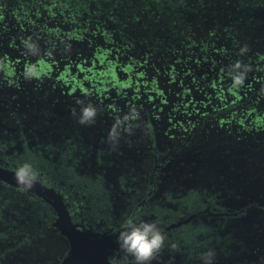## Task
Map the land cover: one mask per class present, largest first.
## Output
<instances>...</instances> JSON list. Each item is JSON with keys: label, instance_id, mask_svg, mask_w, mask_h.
<instances>
[{"label": "rangeland", "instance_id": "obj_1", "mask_svg": "<svg viewBox=\"0 0 264 264\" xmlns=\"http://www.w3.org/2000/svg\"><path fill=\"white\" fill-rule=\"evenodd\" d=\"M41 2L0 0L1 123L40 134L74 125L108 146L117 127L118 144L139 152L146 168L150 121L155 143L174 161L243 151L239 169L263 188L264 0ZM27 39L39 56L28 54ZM30 65L37 75L26 79ZM236 71L245 79L233 88ZM88 103L95 122L80 124ZM244 232L251 252L227 264H264L256 230ZM42 247L14 264L51 263L61 243L49 237Z\"/></svg>", "mask_w": 264, "mask_h": 264}, {"label": "flooded vegetation", "instance_id": "obj_2", "mask_svg": "<svg viewBox=\"0 0 264 264\" xmlns=\"http://www.w3.org/2000/svg\"><path fill=\"white\" fill-rule=\"evenodd\" d=\"M241 105L243 102L237 106ZM49 130L40 134L21 123L14 130L0 122V166L15 170L24 162L33 165L37 180L60 196L68 217L65 222L69 219L75 230L98 247L97 261L91 260L94 264H135L117 243L127 219L155 221L165 235V244L153 264H201L200 255L208 249L215 251L214 264H227L232 256L249 254L252 247L236 237V226H227L226 231L221 226L226 223L224 217L232 214L221 200L227 194L220 196L217 188L206 192L205 187L186 184L208 183L205 176L210 175L216 185L219 167L239 169L242 165L237 161H217L221 156L208 158L207 165V161L198 163L194 158L174 161L168 151L158 148L150 121L149 143L142 149L149 157L146 168L140 164L139 152L132 153L122 144L108 146L80 127ZM197 169H205L208 175L191 178ZM206 187L210 188L209 184ZM189 217V222L171 227ZM61 220L55 205L44 197L0 180V264L19 263L26 252L43 248L49 237H56L61 249L51 263L40 264H64L73 248ZM230 228L233 230L228 231ZM252 233L253 229L249 230ZM231 235L235 242L225 240Z\"/></svg>", "mask_w": 264, "mask_h": 264}, {"label": "clouds", "instance_id": "obj_3", "mask_svg": "<svg viewBox=\"0 0 264 264\" xmlns=\"http://www.w3.org/2000/svg\"><path fill=\"white\" fill-rule=\"evenodd\" d=\"M28 54L39 56V46L27 39L24 42ZM236 69L240 68L237 64ZM246 71V69H245ZM245 71H236L232 76L233 88H238L243 84ZM25 78L31 79L37 75L34 68L30 65L25 70ZM75 114V113H74ZM97 115V109L91 103L83 105L77 115L78 123L93 124ZM109 142L115 146L119 142V132L114 127L108 136ZM14 179L23 191L31 190L38 179L36 169L31 163L24 162L15 168ZM166 237L155 221L127 219L122 225L117 236V243L121 250L130 255L135 264H153L165 244ZM215 251L208 249L201 253V264H214Z\"/></svg>", "mask_w": 264, "mask_h": 264}, {"label": "trees", "instance_id": "obj_4", "mask_svg": "<svg viewBox=\"0 0 264 264\" xmlns=\"http://www.w3.org/2000/svg\"><path fill=\"white\" fill-rule=\"evenodd\" d=\"M248 99H250V97ZM233 105L237 107V105L239 104H233ZM220 156L221 157L218 158L217 160L219 162H223V160L232 158L235 161H237V164L240 163L239 160L242 159V157H245L243 151H236L235 153L226 152V154ZM207 164L208 162L205 163V165ZM219 169H220L219 171L220 181L216 185L212 183L211 179L209 178L211 176L207 174L208 172L205 169L202 171L198 169L195 170L193 173L190 174L191 175L190 177L194 178L193 176H197L201 173L203 175L205 173V175L207 174L209 176V177L205 176L208 183H202L200 185V183L193 184L192 182H188L186 184L189 187L193 186V187H197L198 189H200L201 187H205L206 189L204 190L206 192L208 191L211 192V190L214 191L215 188H217L219 190L218 193L220 194V196L227 194L226 197H224V199L221 197V200L223 204L225 203L226 205H229L227 208L230 209L232 214L228 215V217H224L226 223L225 222L222 223L221 226L223 228L225 226V231H226L227 226L235 225L236 227H234V231L235 234L237 233L236 237L240 239L241 243L243 242L247 243V241H245L246 240L245 237L241 236L242 234L245 233L244 231H246L249 234V230L251 229L256 230L258 234L257 236L258 240L255 242L254 245H256L257 247L264 246V195L262 193L257 194L252 192V185L253 183H255V180L249 179L246 176L245 173L247 171L246 168H242L243 170H240L238 168H232V167L230 168L219 167ZM233 171H236V174L233 173ZM257 177H258L257 175L254 176L255 179ZM260 180L264 187V181L261 179V177ZM208 184L210 188L206 187ZM231 228L228 231L233 230ZM223 239H225V237ZM235 239L236 238L233 237V235H231L229 237L227 236L225 240H227V242H230V241H234ZM238 244L241 245L240 243ZM241 248L243 250L246 249L245 246H241Z\"/></svg>", "mask_w": 264, "mask_h": 264}, {"label": "water", "instance_id": "obj_5", "mask_svg": "<svg viewBox=\"0 0 264 264\" xmlns=\"http://www.w3.org/2000/svg\"><path fill=\"white\" fill-rule=\"evenodd\" d=\"M14 171L15 170L7 169L0 166V180L13 187L21 188L14 179ZM27 192L44 197L48 202L54 204L57 208L58 213L62 219L61 222L64 226H66L67 229L63 230L64 232H62L68 236L73 248L71 255L68 257L64 264H94V262L91 260L93 259L94 261H97V252L95 251L96 248L98 249V247L92 245V243L85 237V235L75 230V228L71 225L69 219L65 222V217H68L65 212V208L62 204L61 198L57 194V192L53 189L44 186L38 180L34 184L33 188L31 190H28ZM252 192L257 194H264V187L261 188L260 184H257L255 182L252 185ZM192 217L195 218L196 216ZM192 217H189L187 220L179 222L178 224H173L171 227H176L183 223H187L192 220Z\"/></svg>", "mask_w": 264, "mask_h": 264}]
</instances>
